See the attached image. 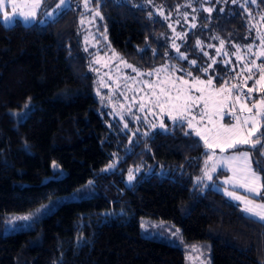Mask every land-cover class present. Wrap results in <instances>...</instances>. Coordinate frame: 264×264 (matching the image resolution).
I'll list each match as a JSON object with an SVG mask.
<instances>
[{"label":"trees","instance_id":"trees-1","mask_svg":"<svg viewBox=\"0 0 264 264\" xmlns=\"http://www.w3.org/2000/svg\"><path fill=\"white\" fill-rule=\"evenodd\" d=\"M153 1L173 11L186 0ZM91 5L107 48L121 60L150 71L172 58L166 24L147 8ZM255 5L264 11V0ZM200 13L186 46L206 34L248 40L240 7ZM79 31L72 9L42 25L0 22V225L55 197H78L28 229L0 234V264H184L181 246L141 235V217L176 227L185 243L208 242L210 264H264V226L199 183L206 152L198 138L178 125L143 134L131 119L123 128L111 117ZM258 154L250 152L253 168L257 160L264 166Z\"/></svg>","mask_w":264,"mask_h":264},{"label":"rangeland","instance_id":"rangeland-1","mask_svg":"<svg viewBox=\"0 0 264 264\" xmlns=\"http://www.w3.org/2000/svg\"><path fill=\"white\" fill-rule=\"evenodd\" d=\"M114 1L125 2L150 10L153 15L157 16L162 22L166 24L167 34L164 37L169 48L172 50V58L168 59L164 64L150 71H142L138 69L140 73L152 72V75H137V73L133 72L132 70V68H135L134 66L131 65L132 67H126L124 63L125 61L121 60L118 55H116L114 52H111L107 48L103 33L98 27V21L100 18L99 16L95 15V12L98 11V8L91 5V0L87 8H85V0H67V5L64 7L63 11L72 9L79 13V33H81L80 41L82 47L88 53L90 71L95 76L98 86L99 98L103 102V105L108 107L110 110L111 117H114L120 121V124L123 128H125V124H127L125 118L131 119V121H133V125L138 128L144 126L146 131L143 130L145 131H142L143 134H146L154 129L166 131L169 127L175 125L173 121L166 115H161L159 109L153 108L151 111H148V108L151 107L150 105L146 106L144 111L139 110L141 98L143 97L146 100L147 95H150L152 91V89L149 87V84L145 82H149L153 86H156V91L158 92L159 86L172 88V85L168 83V81L175 79L176 77H181L185 80H188L189 84H191L192 77L186 75V71H191L192 76L199 77L200 79L206 80L209 76L214 77L215 79L213 87L217 89L224 85L225 81H227L228 87H231L233 84L240 85L243 87V91L245 93H247V89L249 87L255 86V80L259 78V74L256 72V70H253V79L247 80L245 86L244 76L247 75V73L242 72V69L244 68L245 63H250L253 60H255L257 64L264 63V57H258L255 55V53L260 50L259 37L264 36V19H261L264 17V11L257 9L255 3H252L251 0H237L236 3H233L232 0H198V5H195V0H186L182 5L177 6L173 11H167L164 9V7L156 5L153 0ZM15 2L19 5V7L16 9V12L13 13L11 8V0H3L4 7L0 9V22L5 27L11 26L16 22H19L23 25H42L47 21L53 20V18H50L47 13L57 11L56 4L59 2V0H43L41 7L37 10V17L35 19L29 20H24L23 17L19 15V13L29 11L33 0H15ZM233 6L240 7L247 16V22L245 24L247 30L245 34L248 36L247 41L237 42L230 39H228L229 41L224 40V48L219 53L216 51V49L220 48V39H217L216 35L214 34H206L196 37L194 39L195 41H193L190 46L185 45L188 40L187 33H189L190 30L192 31V29L196 28H193L192 24L197 26V11L201 12L200 14L202 17L208 18V16L215 10L223 12L226 8ZM209 7L213 9L211 13L204 10ZM221 9H223V11H220ZM3 11H8L9 14L15 18L5 21L3 19ZM185 15L187 17L186 19ZM193 17H195V19H193ZM82 19L84 21L83 23H81ZM178 34H186V38L181 39L179 38ZM173 41H175V44L179 46V51L187 56V60H182L179 58L176 48L173 47ZM197 41L201 42L200 46H197ZM249 44L253 45L252 53L247 51V45ZM235 45L240 47L239 54L243 57V60H238L237 56L233 54L236 52V48L234 47ZM205 52L208 53L207 56L204 55ZM224 52L229 53V55L225 56ZM195 55L199 56L194 58ZM213 59L216 60L215 64H212ZM191 60H196L195 66L189 63ZM226 60H230L231 63L226 65L224 63ZM127 65L129 64L127 63ZM208 65H211V67L208 69L207 74H205L203 71L195 70L197 67H207ZM173 66H175L176 69H183V71H173ZM215 68L224 70L226 75H218ZM157 69L165 70L156 72L155 70ZM198 72L199 74H197ZM238 73L240 74L239 76L237 75ZM215 81L220 82V85H216ZM176 83L179 85V80H177ZM260 92L261 91L253 92L249 99H260L261 97L259 95H255L259 94ZM173 94H175L174 89ZM190 94L193 96H198L200 93L196 92L195 89H192ZM236 94V90L234 89L233 95ZM133 97L135 98V103H133ZM242 99H244L243 96ZM129 106H131V111H128ZM249 106L251 105L249 104ZM238 108L239 105H237V109ZM225 111H232V109L226 108ZM198 112L199 109L194 110V114H197V118L199 119ZM237 114L240 115L238 111ZM137 117L140 119H137ZM215 119L218 123L225 125L236 122L235 119L229 115H223L222 119L220 117H215ZM161 121H163L165 125V128L163 129L159 126ZM193 123L196 122L193 121ZM152 124H155L156 127H151ZM184 129L186 132H193V130L187 128L186 122L184 124ZM191 135L200 140L199 137L194 135V132ZM257 136H259V133H257ZM200 141L203 144V141ZM261 142H264V137L262 138ZM259 146V144L256 145V147ZM250 147L251 146L249 145H244L240 147L241 150L232 151L233 149H229L224 153H221L219 149H216L215 154L217 158L227 157L233 154H238L239 151L249 150ZM204 150L206 152V161L208 155L211 153L205 147ZM259 151V157L264 159V155H262L264 154V148H261ZM211 164L212 161H209V171L211 170ZM54 165L55 164L51 165L52 172L57 170L59 172V169H57L56 165ZM205 167L206 165L204 162L200 176L198 178L199 183L203 184L204 187H209L223 194L225 198L234 203L242 212V202L225 195V189L228 191H234L237 195L244 196L249 199L253 198L254 194L246 192L244 188L238 186L234 187L231 183H224L225 180L233 176L232 171H230L227 166L218 164L216 171L211 172L212 180H208L206 177H204ZM138 172L139 169L137 170L136 174ZM130 173L126 177L127 182H130ZM59 175L61 176L62 173L60 172ZM260 183L264 184V175L263 178H261ZM262 192H264V189H262ZM77 199L78 197L76 194L72 192L50 199L29 212L22 214H8L2 219L0 225V234L6 235L29 228L18 227L31 222L18 220L16 219L17 217L32 215L34 217H38L37 220H39L44 215L55 209L57 205L69 200ZM255 200L257 203L264 202V200H261L260 197H255ZM45 206H47V208L50 210H46ZM242 214L248 216V214L244 212H242ZM254 219L255 218H253V220ZM138 222L139 230L142 236L159 240L173 246H181L184 255V264H210V244L208 242L185 243L181 239L179 230L164 221L141 217L138 219Z\"/></svg>","mask_w":264,"mask_h":264},{"label":"snow or ice","instance_id":"snow-or-ice-1","mask_svg":"<svg viewBox=\"0 0 264 264\" xmlns=\"http://www.w3.org/2000/svg\"><path fill=\"white\" fill-rule=\"evenodd\" d=\"M90 0H85V8L88 7ZM236 3L237 0H232ZM252 3H256V0H251ZM43 0H33L30 10L27 12L19 13L24 20L35 19L37 17V10L41 7ZM67 5V0H59L56 4L57 11L49 12L47 15L50 18H55L61 14L64 7ZM190 6V5H189ZM4 7L3 0H0V9ZM19 5L15 0H11L12 12L15 13ZM205 11L211 13L213 9L211 7L204 9ZM220 11H223L221 9ZM96 16H100L99 11L95 12ZM15 17L10 15L8 11H3V19L5 21L14 19ZM103 18V17H101ZM185 15V19H186ZM195 19V17H193ZM261 19H264L262 17ZM83 19L81 23H83ZM192 27H196L192 24ZM179 38H186V34H178ZM259 51L255 53L258 57H264V36H260ZM217 39H219L217 37ZM201 42L197 41V46H200ZM225 41L220 40V48L216 51L219 53L224 48ZM173 47L176 48L179 58L182 60H187V56L179 51V46L173 41ZM236 52L233 53L237 56L238 60H243V57L239 54L240 47L238 45L234 46ZM253 45H247V51L252 53ZM205 56L208 53H204ZM227 56L229 53L224 52ZM126 67H132L124 62ZM189 63L193 66L196 65V60H191ZM216 60H212V64H215ZM226 65L230 64V60L224 61ZM211 65L207 67H197L196 71H203L207 74L208 69ZM259 74V78L255 80V86L249 87L247 93L243 91V87L238 84H233L231 87L227 86V81L224 82L220 88H214V77L209 76L206 80L200 79L199 77L192 76L191 71H186V75L192 77V83L189 84L188 80L181 77H176L168 81L172 85V88L166 86H159V91H156V86H153L149 82V87L152 89L150 95H147L145 100L143 97L139 103V110L144 111L146 106L150 105L148 111L153 108L159 109L161 115H166L169 119L173 121L175 125L183 127L185 122L187 128L193 130L194 135L199 137L203 141L204 147L210 151L207 160L205 161V171L204 177L208 180H212L211 172H215L218 164H223L227 166L230 171H232L233 176L229 177L224 181L225 184L231 183L234 187L238 186L244 188L246 192L254 194L253 198L249 199L244 196L237 195L234 191H228L225 189V195L242 202L243 208L242 212L248 214L247 218L254 219V222L261 223L264 226V202L257 203L255 197H260L264 200V184H261L260 172H264V166L260 160L255 161L256 167L253 168V160L251 158L250 152L256 151L259 153V149L256 145L259 144L261 148H264V142L262 137L264 133H261V127H264V96L258 100H250V95L255 91L264 92V63L257 64L255 60L250 63H245L242 72H246L247 75L244 76L245 86L247 80L253 79L254 71ZM133 72L137 75H152V72L140 73L138 69L132 68ZM165 69H157L156 72L164 71ZM173 71L182 70L176 69L175 66L172 68ZM234 71V69H233ZM240 75L239 73L237 74ZM179 80V85L176 81ZM187 86V87H185ZM173 89L175 94H173ZM192 89L200 93L198 96L191 95ZM236 90V95H233V90ZM123 94V93H121ZM242 96L244 99H242ZM133 103H135V98L133 97ZM249 104L251 106H249ZM237 105L239 108L237 109ZM226 108H231L232 111H225ZM199 109L198 116L194 114V110ZM128 111H131V106H129ZM237 111L240 115L237 114ZM26 115V113H25ZM223 115H229L235 119V123L232 124H222L218 123L215 117L223 118ZM137 119H140L137 117ZM146 119V117H145ZM206 120V123H205ZM195 121L196 123H193ZM162 129L165 128L163 121L159 125ZM151 127L155 128L156 125L152 124ZM127 128V124H125ZM193 132H185V135H191ZM257 133H260L257 136ZM255 138V139H254ZM249 145L251 146L249 150L239 151L238 154H233L227 157L217 158L215 150L219 149L221 153L228 151L229 149L238 150L241 146ZM264 155V154H262ZM212 161L211 170L208 169V162ZM55 166V165H54ZM109 168L113 165H109ZM133 177L130 173L129 180ZM46 210H50L45 206ZM18 220L30 221L31 223L20 225L18 227L28 228L36 222L38 217L32 215L17 217Z\"/></svg>","mask_w":264,"mask_h":264}]
</instances>
